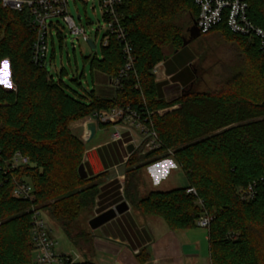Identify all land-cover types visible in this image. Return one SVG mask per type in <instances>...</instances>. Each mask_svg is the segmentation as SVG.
Listing matches in <instances>:
<instances>
[{"label":"trees","instance_id":"1","mask_svg":"<svg viewBox=\"0 0 264 264\" xmlns=\"http://www.w3.org/2000/svg\"><path fill=\"white\" fill-rule=\"evenodd\" d=\"M248 2L249 20L264 29V0ZM187 13L192 27L198 16L192 0H123L118 19L132 47L133 69L109 98L95 90L71 95L64 84L55 83L47 68L32 62L35 34L26 13L1 12L0 67L10 62L14 88L0 85V264H36V211L48 212L69 233L81 213L94 206L100 176L80 178L86 145L71 124L117 108H130L147 119L161 143L155 151L140 154L136 149L128 157L126 166L136 165L132 174L171 153L188 181L185 187L151 192L134 200V206L163 219L171 231L196 229L209 216L211 264H264V119H259L264 116V49L258 40L219 26L213 31L239 45L243 64L232 70L219 92L190 91L194 76L184 71L195 56L183 48L187 30L180 25ZM123 46L110 35L100 58L91 60L92 72L117 78L126 65ZM167 47L176 52L165 63L173 82L187 78L176 87L180 95L170 101L165 93L169 83L158 82L153 73L166 60ZM179 64L185 70L179 72ZM176 106L178 111L158 114ZM17 154L29 163L14 167ZM23 183L33 186L34 200L13 195ZM249 187L254 195L246 199ZM190 188L196 195L187 193ZM137 258L140 264L149 259L145 251Z\"/></svg>","mask_w":264,"mask_h":264},{"label":"crops","instance_id":"2","mask_svg":"<svg viewBox=\"0 0 264 264\" xmlns=\"http://www.w3.org/2000/svg\"><path fill=\"white\" fill-rule=\"evenodd\" d=\"M168 60L167 58L159 65L158 75L161 79L158 82H168L166 88L178 84L182 87L187 81L186 76L179 78L178 82H173L172 77L174 74L170 75L165 65ZM109 83L111 91L108 92L111 95L104 96L103 94L108 92L105 93V90L102 89L100 92L103 94L100 96L109 98L115 96L117 88L113 80L109 79ZM85 120H82L81 123L82 133L80 136V139L86 145L83 164L90 178L100 176L98 178L100 180L99 192L93 214L86 219L88 230L84 231L81 237L77 234L67 233L62 226H57V222L53 221L50 215L43 212L51 228L53 239L57 243L60 240L65 241L64 248L58 249L56 247V253L66 256L77 255L80 257L78 262L140 264L137 256L145 251L149 259L144 264H211L207 229L197 227L190 231H171L163 219L145 215L134 206V200L144 198L140 194L139 187H136L134 191L130 189V192L125 193L123 179L125 178L124 170L129 156L127 146L130 144L135 145L137 140L131 139L129 132H123L121 141H113V126H109L112 130L111 136L105 137L104 133L109 127L102 128L99 125L95 136L84 141ZM130 125L132 123L126 121L121 126ZM101 132L104 136L97 139V135ZM135 147H138L137 143ZM166 165H169V168L164 172L163 167ZM180 171L182 169L176 161L169 158L143 168L138 172V176L144 175L143 177L148 180L152 188L151 192L156 191L155 187L166 188L163 191L166 192L188 185V181L186 185H179L177 176ZM152 176L158 177L156 184L153 183ZM159 176L163 177L159 178ZM124 201L129 206L127 212L117 216L96 231L90 228L89 222L94 217ZM86 211H83L80 217L87 216Z\"/></svg>","mask_w":264,"mask_h":264},{"label":"built area","instance_id":"3","mask_svg":"<svg viewBox=\"0 0 264 264\" xmlns=\"http://www.w3.org/2000/svg\"><path fill=\"white\" fill-rule=\"evenodd\" d=\"M70 0H0V14L3 10H11L19 13H26L27 21L31 31L35 34V40L32 45L31 59L34 65L38 67L50 66V45L54 46L55 30L57 35L60 23H55V19H61L68 27L70 34L75 35L77 39L81 38L85 43L95 41L90 39L83 27H78L70 15ZM198 10L196 26L201 35H207L221 25H226L227 29L234 35L247 37L250 40H258L261 49H264V29L253 24L248 17V0H192ZM123 0H100L102 17L104 18L105 33L101 41V47L108 44L109 36L115 35L123 43V54L126 59V65L121 70L119 76L113 79V83L118 88L120 81L127 76L133 69L132 47L127 40L125 29L118 19V8ZM1 21V19H0ZM62 28V26H61ZM100 30L96 31L99 34ZM63 36V35H62ZM54 50V48H53ZM96 50V46H95ZM160 66L153 70L158 75ZM158 114L162 115L159 111ZM129 121L143 132L145 152H152L161 148V143L156 132L147 124V119L142 120L141 116L130 108H117L112 111H102L86 119L83 139L90 138V132L86 125L94 122L99 125L113 126V141L123 139L124 122ZM130 156V155H129ZM128 156V157H129ZM127 157V160H128ZM29 160L20 154H17L13 160V166L27 165ZM188 194L196 195L193 188L187 190ZM13 195L18 198L34 200V188L30 184H18ZM254 195L253 187H249L244 193L246 199ZM211 222L209 216H204L198 226L208 229ZM33 245L35 248L34 258L36 264H66V262L76 263L79 256L58 255L56 253L57 242L52 237L51 228L43 211H36L33 217L32 229Z\"/></svg>","mask_w":264,"mask_h":264},{"label":"rangeland","instance_id":"4","mask_svg":"<svg viewBox=\"0 0 264 264\" xmlns=\"http://www.w3.org/2000/svg\"><path fill=\"white\" fill-rule=\"evenodd\" d=\"M69 2L70 15L73 17L76 25L80 28L83 27L90 39L95 41L96 50L92 51L89 44L85 43L81 38L77 39L75 35L70 34L68 27L63 20L55 19V23H60L58 29L59 32H62L63 40H59V36L57 35L58 31L55 30L54 46L52 47V45H50V66L47 68V73L49 77L53 78L55 83L64 84L66 91L71 95H74L75 93L85 95L92 90H95L98 95H102L103 93L100 92L102 89L105 90V93L108 91L110 92L111 88L108 77L100 73L92 72L91 69V60L95 56L100 58L102 55L101 41L105 33V29L103 28L105 22L101 13L100 0H70ZM190 21H192V16L190 14L187 13L181 15L180 25H183L185 30H187L186 38L189 37L188 29L191 27ZM97 30H100L99 34H96ZM187 47L192 55L195 56L192 67L189 64L187 66L188 69L185 70L186 67H182L180 64L177 66L179 67V72L185 70L184 75L194 76V80L187 88L190 91L197 93L219 92L232 70L243 64V54L239 45L235 42L229 41L221 31H213L207 35L201 36ZM163 51L168 59L175 54L174 50L170 47L165 48ZM5 63L7 64L6 69ZM11 77L10 62L5 60L0 67V85L7 89H13L14 86ZM155 77L157 81L161 79L159 75H155ZM8 84H11V87H9ZM176 87L177 86H170L166 88L167 100L170 101L180 95V92ZM109 92L103 95H111ZM179 109L180 106H176L164 109L161 112L162 115H165L167 113L178 111ZM259 119H264V116H260ZM84 122H86V120ZM81 123L82 120H79L71 124L72 132L79 138L82 133ZM122 129L123 132H129L131 139L137 140L136 143L138 147L136 149L141 152L140 154L147 153L145 152L146 147H142L144 144L142 142L144 135L140 129L135 127V125L126 126ZM105 132V137H110L112 130L109 127ZM104 135H102L101 132L96 138L98 139ZM169 158L172 159L171 153H168V156L163 157V159H160L158 162ZM145 163L146 161L142 162V164ZM135 168L136 165L125 166V178L123 179L124 191L127 194L130 189L134 191L136 187H139L140 194L145 197L152 191V188L148 180L143 177L144 175H140L139 177L138 173L132 174ZM168 168L169 165L164 166V172H166ZM152 177L153 183L156 184L158 177ZM161 177L159 176V178ZM177 181L179 185L187 184V179L183 171H180L177 176ZM95 184L100 185V180H96ZM154 189L156 191H164L166 188L155 187ZM93 208L94 206L88 208L86 211L87 216L80 217L72 225L69 231L71 234H77L80 237L83 236V232L88 230L86 219L90 218L93 214ZM46 213L49 215L48 212ZM56 224L57 226H61L58 223ZM64 242V240H60L56 247H58V249L64 248Z\"/></svg>","mask_w":264,"mask_h":264},{"label":"water","instance_id":"5","mask_svg":"<svg viewBox=\"0 0 264 264\" xmlns=\"http://www.w3.org/2000/svg\"><path fill=\"white\" fill-rule=\"evenodd\" d=\"M189 37L183 39V48L187 47L189 44H191L194 40L201 37V34L196 26V23L194 22L193 26L188 29ZM89 46L91 47L92 51H95V46L93 42H89ZM176 53V52H175ZM49 65L46 66L48 68ZM87 130L90 132V138H93L97 132V124L94 122H91L87 125ZM136 150V147L134 144H130L127 146V153L131 155ZM78 173L81 179L86 180L89 178V175L86 171L85 165L81 164ZM129 209L128 204L124 201L114 208H111L107 210L106 212L94 217L90 222L89 226L93 231L98 230L99 228L103 227L110 221L114 220L117 216L127 212Z\"/></svg>","mask_w":264,"mask_h":264},{"label":"snow or ice","instance_id":"6","mask_svg":"<svg viewBox=\"0 0 264 264\" xmlns=\"http://www.w3.org/2000/svg\"><path fill=\"white\" fill-rule=\"evenodd\" d=\"M7 68V64L5 63V69ZM6 82V81H4ZM9 87H11V84H8Z\"/></svg>","mask_w":264,"mask_h":264}]
</instances>
